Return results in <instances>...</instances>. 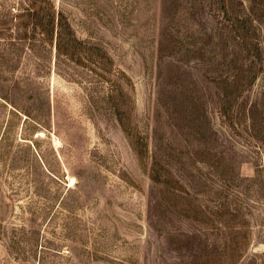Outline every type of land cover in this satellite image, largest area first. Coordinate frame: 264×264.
<instances>
[{
  "label": "rangeland",
  "instance_id": "374dc122",
  "mask_svg": "<svg viewBox=\"0 0 264 264\" xmlns=\"http://www.w3.org/2000/svg\"><path fill=\"white\" fill-rule=\"evenodd\" d=\"M0 264H264V0H0Z\"/></svg>",
  "mask_w": 264,
  "mask_h": 264
}]
</instances>
